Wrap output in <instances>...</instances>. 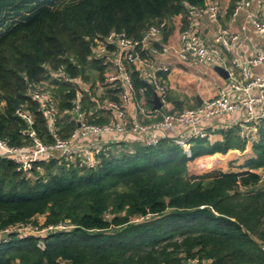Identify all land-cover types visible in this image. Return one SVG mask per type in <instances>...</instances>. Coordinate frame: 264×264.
Segmentation results:
<instances>
[{
	"label": "trees",
	"instance_id": "obj_1",
	"mask_svg": "<svg viewBox=\"0 0 264 264\" xmlns=\"http://www.w3.org/2000/svg\"><path fill=\"white\" fill-rule=\"evenodd\" d=\"M206 1L0 0V138L27 144L21 134L27 124L15 114L24 109L37 134L51 141L29 84L51 72L103 82L94 38L116 31L139 39L151 25H170L187 5ZM131 77L136 93L144 89L150 99L153 89L134 67ZM54 82L66 137L76 126L64 121L74 89ZM257 127L254 156L245 161L250 168L264 166V119ZM237 131L222 130L215 142L197 136L189 155L170 140L125 143L126 149L111 143L93 168L52 157L31 176L0 158V230L27 222L70 225L41 238L10 231L0 239V264H264V179L249 170L224 172L212 158L245 147Z\"/></svg>",
	"mask_w": 264,
	"mask_h": 264
},
{
	"label": "built area",
	"instance_id": "obj_2",
	"mask_svg": "<svg viewBox=\"0 0 264 264\" xmlns=\"http://www.w3.org/2000/svg\"><path fill=\"white\" fill-rule=\"evenodd\" d=\"M223 11L220 0H208L202 7L187 5L185 12L179 14L186 26L178 23L174 43L164 39V31L170 27L166 21L151 25L139 39L116 31L94 38L92 57L101 60L104 66L103 82L97 76L94 81H86L80 75L51 72L48 78L29 84L28 95L37 102L51 141H45L34 130L35 120L30 112L16 109L15 114L27 124L21 131L27 144L13 145L0 138V158L11 161L17 171L31 176L34 170L41 171L42 164L52 157H63L74 166L93 168L99 162L100 152H106L111 143H127L128 138L131 139L129 143L143 146H156L163 140H170L189 155L193 138L207 136L220 128L215 119L225 116L231 117L227 128H237L238 134L248 139L264 119V72L254 70L264 65V49L254 47L253 54L245 60L237 57L228 60V55L250 40L251 29L264 38V3L262 0L235 1L230 13L232 18L243 14L238 31L217 24ZM203 16L215 22L208 41H204L198 31V22ZM175 64L191 68L219 65L227 71L228 79L225 85L216 86V93L200 104L174 109L168 100L167 78L162 77V73L168 75ZM132 67L152 87L150 99L145 97L144 89H140L139 95L136 93ZM56 79L74 89L72 105L66 110L64 121L74 122L76 126L66 137L59 132L63 115L58 111L53 94ZM154 94L159 98V108L153 107ZM101 116L107 119L102 122L89 119ZM259 169L263 171L264 166ZM246 170L254 172L251 168ZM260 178L264 179V173ZM69 227L66 223L47 226L21 223L0 230V239L10 231L21 237L41 238ZM38 244L44 247L43 241L39 240ZM260 247L264 251V243Z\"/></svg>",
	"mask_w": 264,
	"mask_h": 264
},
{
	"label": "crops",
	"instance_id": "obj_3",
	"mask_svg": "<svg viewBox=\"0 0 264 264\" xmlns=\"http://www.w3.org/2000/svg\"><path fill=\"white\" fill-rule=\"evenodd\" d=\"M264 3V0H262ZM223 6V12L218 16L217 24L223 28H229L232 31H238L239 26L243 20V14L232 18L231 10L234 6L235 1L233 0H220ZM180 15L174 16L172 22L170 24V32L166 36L165 40H171V42L177 41V26L182 24V27L186 26V23L180 20ZM181 21V22H180ZM215 28V22H212L208 17L203 16L198 22V31L200 36L204 41H208L213 34V30ZM250 40L244 42L239 48H235L234 51L228 55V60L231 57H237L240 60L247 59L254 52V47H259L264 49V38L257 36L253 30L249 31ZM214 66H200L194 65L193 68L190 66H183L181 64H175V67L172 71L167 75V84L169 91V103L174 109H181L184 106H194L200 104L201 101L209 96H212L216 93V86H222L226 84L228 78H224L222 75L218 74L213 70ZM194 69V71L192 70ZM255 72L260 73L264 72V65L258 66L254 68ZM195 80L197 83L198 89L193 91L190 88V82ZM230 116L218 117L215 119V122L219 124L220 128L208 133L207 138L209 142H215L222 140L223 134L222 130L228 129V122L230 120ZM258 127L256 131L250 133V137L246 139V145L243 149L231 148L227 150L225 153H214L212 155L213 160L217 168L224 172L230 171H240L246 170L250 167L245 166V161L248 158L254 156L252 145V139L254 135L258 133ZM238 133V131H237ZM241 137V136H240ZM127 144H132L134 142H130V138ZM256 141V140H255ZM247 144L251 146V150L247 152ZM239 166L242 168L238 169ZM262 167V166H261ZM253 171H258V168H251Z\"/></svg>",
	"mask_w": 264,
	"mask_h": 264
},
{
	"label": "rangeland",
	"instance_id": "obj_4",
	"mask_svg": "<svg viewBox=\"0 0 264 264\" xmlns=\"http://www.w3.org/2000/svg\"><path fill=\"white\" fill-rule=\"evenodd\" d=\"M9 21V20H8ZM8 23V22H7ZM193 71H194V69H192ZM195 80L193 79V81H191L190 82V88L193 90V91H196L197 89H198V86L199 85H197V83L196 82H194ZM259 139V136H258V133H256L255 135H254V138L252 139V142H256L257 140ZM256 140V141H255ZM126 142H123V144H122V142L120 143H117V144H114L115 145V148H118V149H126V148H128V146L129 145H126L125 147H124V144H125ZM128 143V142H127ZM246 148H248L247 149V152H249V150H251V146H249V144H247V147ZM240 168H242L241 166H239V168L238 169H240ZM256 174H258L259 176H260V174L261 173H264V169H263V171H260V169L257 171V172H255Z\"/></svg>",
	"mask_w": 264,
	"mask_h": 264
},
{
	"label": "water",
	"instance_id": "obj_5",
	"mask_svg": "<svg viewBox=\"0 0 264 264\" xmlns=\"http://www.w3.org/2000/svg\"><path fill=\"white\" fill-rule=\"evenodd\" d=\"M213 70L216 71L218 74L222 75L224 78H227V76H228L227 71L219 65H214ZM152 103H153L154 108L160 107V101H159L157 94H154V98L152 100Z\"/></svg>",
	"mask_w": 264,
	"mask_h": 264
}]
</instances>
